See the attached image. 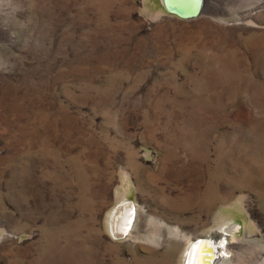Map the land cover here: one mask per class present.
Listing matches in <instances>:
<instances>
[{
	"label": "rangeland",
	"instance_id": "obj_1",
	"mask_svg": "<svg viewBox=\"0 0 264 264\" xmlns=\"http://www.w3.org/2000/svg\"><path fill=\"white\" fill-rule=\"evenodd\" d=\"M205 3L0 0V264H264V0Z\"/></svg>",
	"mask_w": 264,
	"mask_h": 264
},
{
	"label": "bare ground",
	"instance_id": "obj_2",
	"mask_svg": "<svg viewBox=\"0 0 264 264\" xmlns=\"http://www.w3.org/2000/svg\"><path fill=\"white\" fill-rule=\"evenodd\" d=\"M164 1H165V5L169 4L171 8L176 7L179 10L188 11L193 7H195L197 2L200 0H164ZM205 1L207 2V0H203L202 4L200 2V7H201L200 12L202 11V8L206 4ZM166 6L167 8H169L168 5ZM138 209H136L133 202H129V201L123 202L122 204H120V206L116 208V211L115 213H113L110 221L114 234L118 235L121 232H126V231L129 232L133 228V224L135 225L136 222L135 219L138 218L139 216ZM131 223L133 224L131 225ZM235 226L237 227V225ZM226 248H228V245L223 240L210 241L206 239H200L199 241L192 242L186 254V259H187L186 264H217L222 259L224 260L225 255H227ZM224 261H228V260H224Z\"/></svg>",
	"mask_w": 264,
	"mask_h": 264
},
{
	"label": "water",
	"instance_id": "obj_3",
	"mask_svg": "<svg viewBox=\"0 0 264 264\" xmlns=\"http://www.w3.org/2000/svg\"><path fill=\"white\" fill-rule=\"evenodd\" d=\"M202 1H203V0H202ZM202 1H201V0L198 1V2H199V5H198V2H197L196 6L193 7L192 9L188 10V11L179 10V9H177L176 7H174V8L172 7V8H171V6H170L169 4H166V5H168V7H169L168 9H169L170 11L174 12V13H177V14L183 16V17H193V16H196V15L199 14L200 9H201V7H200V2H201V4H202ZM166 7H167V6H166Z\"/></svg>",
	"mask_w": 264,
	"mask_h": 264
}]
</instances>
